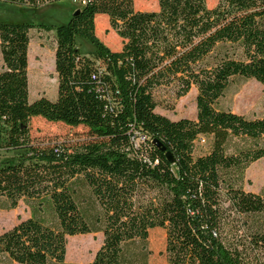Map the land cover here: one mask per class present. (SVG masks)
Masks as SVG:
<instances>
[{
    "label": "trees",
    "instance_id": "1",
    "mask_svg": "<svg viewBox=\"0 0 264 264\" xmlns=\"http://www.w3.org/2000/svg\"><path fill=\"white\" fill-rule=\"evenodd\" d=\"M73 1L84 4L54 29L53 101L28 100L34 26L0 23V152L18 153L0 162V199L2 209L22 200L30 210L0 234V264H70L67 238L96 233L102 244L89 264H148L155 229L167 264H264V190L242 188L245 170L264 158V118L217 108L236 80L264 87V0H217L213 8L157 0L148 12L133 0ZM98 15L119 51L96 36ZM78 40L91 45L87 55ZM191 88L195 119L155 112L161 90L178 100ZM36 117L85 127L91 139L37 146L29 127ZM200 137L209 148L196 156Z\"/></svg>",
    "mask_w": 264,
    "mask_h": 264
},
{
    "label": "rangeland",
    "instance_id": "2",
    "mask_svg": "<svg viewBox=\"0 0 264 264\" xmlns=\"http://www.w3.org/2000/svg\"><path fill=\"white\" fill-rule=\"evenodd\" d=\"M217 0H206L208 8H213ZM136 11L157 10V0H133ZM76 6L71 0L45 5L39 9L26 6H15L0 3V23H24L34 26L30 31L28 46V100L33 102L40 96L49 100L57 97V79L54 70L55 27L69 22ZM95 22L98 39L111 51L121 48V40L110 29L108 19ZM49 28L45 31L39 27ZM78 47L87 55L92 47L86 41L78 40ZM1 66V55H0ZM196 90L191 88L186 96L174 100L168 90H161L157 95L158 106L156 113L170 120L181 118L195 119ZM217 108L230 111L249 119L264 118V87L254 80H236L219 99ZM32 142L40 147L64 144L76 147L90 141L91 137L85 127H68L62 123H49L42 118H32L29 124ZM209 140L200 137L195 144V155H202L208 151ZM17 152H0V162L12 159ZM242 188L246 192L260 193L264 190V158L251 164L244 173ZM5 201L0 199V234L11 229L19 222L30 217V210L21 200L17 207L5 210ZM151 230L149 234V249L151 254L148 264H167L164 254V234L161 229ZM102 244V234H88L67 238L65 262L70 264H89Z\"/></svg>",
    "mask_w": 264,
    "mask_h": 264
},
{
    "label": "crops",
    "instance_id": "3",
    "mask_svg": "<svg viewBox=\"0 0 264 264\" xmlns=\"http://www.w3.org/2000/svg\"><path fill=\"white\" fill-rule=\"evenodd\" d=\"M71 2L75 4L77 10L81 7V4H80L79 2H73V1H71ZM100 19H105V17H103L102 15H98V16H96V18H95V22H96V24H97L98 20H100ZM105 20H106V19H105ZM120 49H121V48H120ZM120 49H119V50H120ZM119 50H116V51H119ZM1 66H2V62H1ZM1 66H0V69H1Z\"/></svg>",
    "mask_w": 264,
    "mask_h": 264
},
{
    "label": "water",
    "instance_id": "4",
    "mask_svg": "<svg viewBox=\"0 0 264 264\" xmlns=\"http://www.w3.org/2000/svg\"><path fill=\"white\" fill-rule=\"evenodd\" d=\"M78 12V10H76L75 12H74V14H76ZM158 146V145H157ZM166 158H167V160L171 163L172 162V158H171V156L169 155V154H166Z\"/></svg>",
    "mask_w": 264,
    "mask_h": 264
},
{
    "label": "built area",
    "instance_id": "5",
    "mask_svg": "<svg viewBox=\"0 0 264 264\" xmlns=\"http://www.w3.org/2000/svg\"><path fill=\"white\" fill-rule=\"evenodd\" d=\"M71 1H73V0H71ZM73 2H78V1H73ZM79 3H80L81 5L84 4V3H82V2H79Z\"/></svg>",
    "mask_w": 264,
    "mask_h": 264
}]
</instances>
